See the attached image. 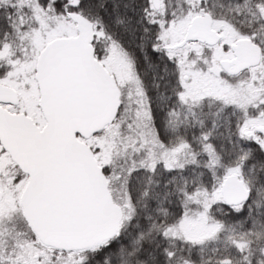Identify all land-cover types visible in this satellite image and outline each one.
Masks as SVG:
<instances>
[{"label": "snow or ice", "instance_id": "obj_1", "mask_svg": "<svg viewBox=\"0 0 264 264\" xmlns=\"http://www.w3.org/2000/svg\"><path fill=\"white\" fill-rule=\"evenodd\" d=\"M0 264H264V0H0Z\"/></svg>", "mask_w": 264, "mask_h": 264}]
</instances>
